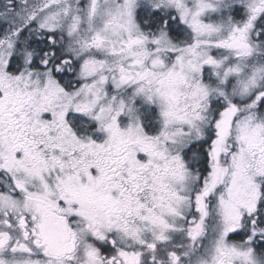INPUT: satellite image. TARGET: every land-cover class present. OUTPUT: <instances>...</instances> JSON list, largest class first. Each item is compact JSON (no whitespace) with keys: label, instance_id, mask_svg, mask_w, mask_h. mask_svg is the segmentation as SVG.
<instances>
[{"label":"snow or ice","instance_id":"snow-or-ice-1","mask_svg":"<svg viewBox=\"0 0 264 264\" xmlns=\"http://www.w3.org/2000/svg\"><path fill=\"white\" fill-rule=\"evenodd\" d=\"M0 264H264V0H0Z\"/></svg>","mask_w":264,"mask_h":264}]
</instances>
